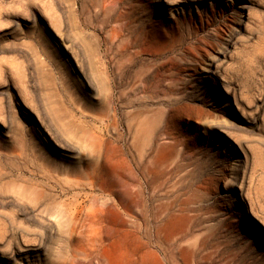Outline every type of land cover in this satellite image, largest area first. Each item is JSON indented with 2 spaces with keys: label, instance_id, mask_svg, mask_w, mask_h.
<instances>
[{
  "label": "rangeland",
  "instance_id": "1",
  "mask_svg": "<svg viewBox=\"0 0 264 264\" xmlns=\"http://www.w3.org/2000/svg\"><path fill=\"white\" fill-rule=\"evenodd\" d=\"M0 264H264V0H0Z\"/></svg>",
  "mask_w": 264,
  "mask_h": 264
},
{
  "label": "bare ground",
  "instance_id": "2",
  "mask_svg": "<svg viewBox=\"0 0 264 264\" xmlns=\"http://www.w3.org/2000/svg\"><path fill=\"white\" fill-rule=\"evenodd\" d=\"M8 245V244H7ZM7 248V247H6ZM8 249V248H7Z\"/></svg>",
  "mask_w": 264,
  "mask_h": 264
}]
</instances>
